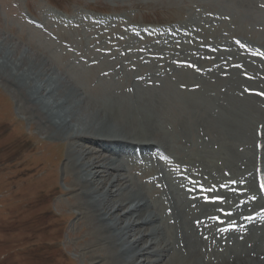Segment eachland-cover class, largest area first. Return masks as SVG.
I'll return each mask as SVG.
<instances>
[{"label": "rangeland", "instance_id": "rangeland-1", "mask_svg": "<svg viewBox=\"0 0 264 264\" xmlns=\"http://www.w3.org/2000/svg\"><path fill=\"white\" fill-rule=\"evenodd\" d=\"M26 8L36 18L32 20L34 23L26 18ZM55 8H63L72 21L65 25L56 14L54 16L58 12ZM88 9L121 13L124 20L94 22L87 14ZM175 23L190 25L187 26V36L172 35L146 40L130 29L132 24ZM0 33L43 58L48 66L55 68L56 75L64 78L70 75L69 79L74 80L76 85H87V91L90 90L91 94L113 89L120 96L139 101L150 96L159 102L163 96L166 100L157 108L161 109L158 113L164 117L168 116L166 110L178 115L179 111L183 112L181 109H187L180 121L175 120L173 124L163 121L161 125L171 137L176 133L188 136L179 140V145L174 144L184 155L191 152L193 141L196 150H202L210 140L218 141L209 144L210 149L235 145L239 151H243L241 154L246 149L250 154L252 147L255 148L253 135L256 138L260 115L251 113L254 111L249 107L254 105L264 112V99L260 93L264 86V74H260L259 81L254 80V75H258L260 70L258 62L255 67L253 63L251 68L244 61L242 64L233 63L238 59L227 55L226 70L219 69L216 57L236 51L237 48H232L233 44L241 53L239 49L242 48L235 42L238 38L251 39L255 44L264 46V0H0ZM227 41L230 46L226 45ZM207 43H212L211 46L217 50L207 53L206 49L210 46ZM242 53L238 54L240 59L245 55ZM167 62L179 67L184 65L182 70L187 69L195 76H201L197 81L198 87L194 85L191 88L200 92V105L197 108L192 107L191 110L186 107V101L179 94L182 90L187 91L189 86L180 85V80L171 77L180 68L176 66V69L170 70L166 67ZM228 63H233V68L236 67L234 64L239 65L240 82L231 78L234 72H228ZM84 76H87L86 81L81 79ZM46 77H50V73ZM217 80L219 85L212 87V82L216 84ZM170 92H175L178 97L179 100L175 102L181 101L179 106L169 98ZM21 96L19 88L0 74V264H114L107 255L108 251L103 252L104 243L95 235L98 224L89 215L79 217V211L88 213V210L81 208V201L79 203L78 198L69 192L75 182L73 175H68V178L65 174L69 143L51 138L45 130H41L43 125L25 110ZM232 97L234 104L227 100ZM235 98H238L237 102ZM238 100H241L240 103ZM167 103L168 109H164ZM236 103L240 104L238 110L242 114L237 111ZM228 104H232L231 107ZM241 105L246 111H251L250 117L246 116L249 112H242ZM245 105H248V109ZM220 119L225 121L221 122ZM254 119L255 124L250 129L249 125L254 123ZM235 130L238 133L233 132ZM182 144L187 149L179 148ZM251 145L252 150L249 149ZM145 156V160H140L135 149L131 150L126 159L125 172L138 179L144 187L148 183L153 187L154 183H158L149 179L158 176L157 172L163 174L168 170L154 151H149ZM124 166L126 168V164ZM144 169H148L145 176L141 172ZM132 185L134 190L145 194L142 185ZM162 187H156L150 196L145 195L147 200L163 199ZM149 188L147 194L152 191ZM165 204L164 209L168 206ZM173 235L172 231L170 237Z\"/></svg>", "mask_w": 264, "mask_h": 264}, {"label": "bare ground", "instance_id": "bare-ground-1", "mask_svg": "<svg viewBox=\"0 0 264 264\" xmlns=\"http://www.w3.org/2000/svg\"><path fill=\"white\" fill-rule=\"evenodd\" d=\"M187 26L190 25L185 27L188 28ZM248 40L252 42L251 39ZM207 44L211 45L212 43ZM226 45L230 46L229 41L226 42ZM259 45L256 46L261 47ZM232 48L237 49L216 57V60H219L218 68L224 69L227 66V56L238 59L233 63L242 64L244 61L245 65L250 67L253 66V63L255 67L258 62L257 67L260 70L258 68V75H254L253 78L259 81L260 74H264V63L260 57L262 55L248 50L253 53L245 54L240 59L238 54H243L244 51L239 49L241 52L239 53L238 47L234 44ZM255 54L260 58L258 59ZM228 64V72H234L231 73V78H234L235 82H240L242 78L239 79L241 76L238 73V65L234 64L236 67L233 68L231 63ZM166 67L173 69L176 66L169 65L167 62ZM182 69L183 67L171 77L177 78V81L180 80V85L186 86L188 84V90H182L179 96L186 101L184 102L186 107L192 110V107L197 108L200 105V92H195L191 88L199 84L197 81L201 76L197 74L195 76L193 72ZM54 70L55 68L48 66L43 58L28 52L14 39L0 33V74L6 81H10L19 88L25 110L41 126L43 125L41 130H45L51 138L69 143L65 174L66 177L73 175L75 181L72 183L69 192L78 198L79 203L81 201V208L84 209L85 207L88 210V213L83 210L82 212L79 211V217L83 218L89 215L98 224L95 235L99 237L101 243L107 246L105 247L103 244V252L108 251L107 255L114 264H264V200L258 190L257 178L255 180L259 152L256 145L255 148L252 147L254 140L256 144L259 141L257 133L256 138L253 135L254 140L252 139V145L249 148L252 147L253 150L251 149L250 154L246 148L244 149L247 152L245 150V153L241 154L243 151H239L235 145L233 147L229 145L221 147L220 145L218 149H210L209 144L218 142L214 140H210V143L204 146L202 150H196V143L192 140L191 152L189 155H184L174 144L179 145V140L181 141L182 138L188 136L184 137L185 134L176 133L174 137H171L164 125L162 127L161 125L163 121L171 124L175 120L180 121L182 114L187 109H181L183 112L179 111L178 115L175 112L171 114L169 110H166L165 113L168 116L164 117L165 115L158 113L159 109L157 108L162 101L166 100L163 96L159 98L160 101L163 99L161 102L153 100V97L150 96L143 97V100L139 101L117 95L118 93L113 89L106 92L95 90L97 91L96 94L91 90L93 95L89 89L87 91V85L80 87L75 84L74 80L69 79L71 78L70 75H65L64 78L56 75ZM228 72L225 73L228 74ZM47 73H50V77H46ZM191 73L194 75V80H192L193 75L191 76ZM85 78L87 79V76L81 79L86 81ZM218 80L216 84L210 83L211 86H218ZM208 91L210 92V90ZM168 95H170V99H173L174 105H180L181 101L175 102V100H179L175 92H170ZM255 98L257 99V97ZM237 99L235 98V101ZM227 100L230 103L232 100L234 101V98ZM169 103L173 104L170 101ZM169 103L164 109L169 106ZM221 103L225 104V102ZM236 104L235 107H238L237 111H239V106ZM255 104H257L256 101ZM241 107L243 108L242 105ZM245 107L248 109V105ZM249 109H253L254 112H250L260 115V118L264 116L262 108L252 105ZM219 110L222 113L221 109ZM222 110L224 111V109ZM243 110L249 112L244 108L242 112H244ZM213 112L215 114V111ZM250 112L245 113L246 116H249ZM244 113L243 116L245 117ZM170 114L171 117H169ZM233 117L232 119H234ZM260 118L258 117V121L259 124H263L262 142L264 143V117L261 120ZM255 121L256 119H254L253 125L250 123V129L254 126ZM236 131L233 132L238 133ZM241 142H243V138ZM181 147L187 149L184 144L179 148ZM134 149L137 152L143 151L144 154L156 150L166 153L175 159L172 165L178 168L177 173L190 175L191 178L197 179L198 185L206 186V183H210L204 177L205 175L214 180V192L210 190L207 193L197 192L196 198H191L189 196L191 193L188 194L186 189L188 190V187L195 185L182 180L179 174L169 169L165 173L162 171L163 174L156 173L158 174L156 178L158 183L165 184L163 199L159 197V199L152 201L148 197L149 200H147L145 195L150 196V193L156 190V186L146 185L145 188L138 179L126 175L125 172L127 170V156ZM261 154L264 168V149ZM242 157L246 159L241 160ZM124 164H126V168ZM141 172L145 176L148 169ZM230 180L235 183L233 185L225 183L228 185L226 189L229 190L226 191L222 184L224 181ZM133 183L135 185L137 183L136 186L142 185L145 194L134 190ZM236 183L237 185H235ZM148 188L152 190L148 191L149 194L146 193ZM195 188L197 189V187ZM241 190H246L245 195L237 198L236 194ZM218 196L225 198V204L216 202L215 199ZM248 197H257V202L254 203L251 200V204H246V201H241V199ZM207 198L213 199L214 202L209 203ZM166 201L169 205L164 209L163 206L165 203L167 204ZM168 208L172 210L170 216L165 211ZM219 208L232 211L233 217H221L225 220L218 224L215 217L222 216ZM251 212L252 214L257 213V216L247 220L246 217ZM233 220H237L235 224L234 222L231 223ZM107 221L110 222L106 223ZM229 225L230 228H228ZM222 226H225V230L220 229ZM172 231L174 235L170 237ZM249 243H252L250 247ZM153 256L158 257L153 259L151 258ZM101 259L103 261V258Z\"/></svg>", "mask_w": 264, "mask_h": 264}, {"label": "snow or ice", "instance_id": "snow-or-ice-1", "mask_svg": "<svg viewBox=\"0 0 264 264\" xmlns=\"http://www.w3.org/2000/svg\"><path fill=\"white\" fill-rule=\"evenodd\" d=\"M233 183H235V182H233ZM218 199L220 200V202H223L222 198H218ZM228 215H230V213H228Z\"/></svg>", "mask_w": 264, "mask_h": 264}]
</instances>
